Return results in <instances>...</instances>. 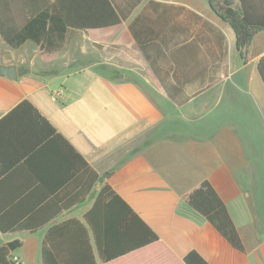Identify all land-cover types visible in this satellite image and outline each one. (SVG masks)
Here are the masks:
<instances>
[{
    "label": "crops",
    "instance_id": "0c3cea01",
    "mask_svg": "<svg viewBox=\"0 0 264 264\" xmlns=\"http://www.w3.org/2000/svg\"><path fill=\"white\" fill-rule=\"evenodd\" d=\"M110 2L119 25L70 31L54 54L32 41L12 48L0 35V66L17 69L16 78L0 74V119L30 100L100 175L87 193L93 172L53 137L46 160L25 167L28 175L0 178L29 184L26 197L37 183L53 190L35 208L48 218L41 227L0 228V264H185L193 250L209 264H264V84L257 69L264 28L240 47L223 0ZM230 7L240 12L238 1ZM205 180L226 203L245 253L187 205L186 194ZM105 183L159 240L124 251L133 245L128 235L144 228L133 218L126 234L113 236L107 216L128 220L129 212L118 199L97 202ZM5 193L13 205L20 200L12 189ZM83 195L82 203L55 208L54 198ZM3 198L0 192V218L13 211ZM91 210L96 233L85 218ZM98 225L109 233L97 235ZM16 239L23 246L10 250ZM100 248L114 257L106 261Z\"/></svg>",
    "mask_w": 264,
    "mask_h": 264
},
{
    "label": "trees",
    "instance_id": "16d2710c",
    "mask_svg": "<svg viewBox=\"0 0 264 264\" xmlns=\"http://www.w3.org/2000/svg\"><path fill=\"white\" fill-rule=\"evenodd\" d=\"M237 1L240 3V12L230 7ZM223 3L226 7L221 13L236 30L239 46L245 47L255 31L264 28V0H223ZM120 23L121 18L110 0H0V35L9 46L15 49L21 47L26 41H32L39 45L44 53L54 54L64 50L70 31L86 32L90 29L107 28ZM257 69L264 84V56L259 60ZM53 137L64 139L49 119L30 100L25 99L20 102L0 119V178L12 177L16 179L28 175L25 167L29 168L32 164L30 161L44 160L47 157L45 154L48 148H52L53 144L56 145ZM48 140H51V143L48 144ZM64 140L67 147L66 156L75 154L83 168L93 172L92 179L86 189L88 193L100 175L91 168L87 160L68 140ZM66 161L72 163V159H66ZM38 175L40 178L42 177L40 168ZM27 187L23 181H16L11 185L0 183V192L4 193L3 199L5 200L2 202L4 205H13L8 200L13 195L5 193L6 189H12L14 195L20 196V200L13 205L12 215L0 218L1 229L11 228L17 231L38 229L43 221L48 219L38 213L35 208H39L42 199L47 194H52L53 190L46 184L37 183L34 186V191L26 197L24 193ZM21 195L23 196L21 197ZM84 198L85 195L82 196V199L68 198L64 203L54 198L56 200L55 208L58 210L68 209L75 204L82 203ZM102 198H109V205L114 204L113 199L120 200L129 212L128 220L125 218L121 220L120 216L116 215H113L112 219L107 216L108 220H111V232L115 238H120L121 233L126 234V227L131 224L133 218L138 220L140 230L141 226L144 228L142 234L139 232V237L128 235L133 245L124 251H131L159 240L157 233L145 224L109 183H105L101 188L97 202L100 203L101 200L102 204ZM185 201L187 205L202 215L235 250L246 252L245 244L226 203L209 181H203L187 193ZM33 210L35 215L30 216L29 214V218H26V213ZM85 218L96 233V226L92 222L97 216L92 215L91 210L85 214ZM100 227L98 225L97 235L109 233L103 232ZM134 244L136 248H133ZM22 246L23 241L20 239L7 244L10 250H16ZM115 251L119 252L117 249L113 250V252ZM43 252L46 260L48 256L46 251ZM99 253L106 261L114 257L109 256V251L102 250V248L99 249ZM18 262L22 264L20 260ZM184 262L185 264H209L196 250L189 252L184 257Z\"/></svg>",
    "mask_w": 264,
    "mask_h": 264
},
{
    "label": "water",
    "instance_id": "95a60500",
    "mask_svg": "<svg viewBox=\"0 0 264 264\" xmlns=\"http://www.w3.org/2000/svg\"><path fill=\"white\" fill-rule=\"evenodd\" d=\"M0 74L7 75L11 78H16L17 77L16 66H9V67H1L0 66Z\"/></svg>",
    "mask_w": 264,
    "mask_h": 264
},
{
    "label": "rangeland",
    "instance_id": "374dc122",
    "mask_svg": "<svg viewBox=\"0 0 264 264\" xmlns=\"http://www.w3.org/2000/svg\"><path fill=\"white\" fill-rule=\"evenodd\" d=\"M22 252H24V250Z\"/></svg>",
    "mask_w": 264,
    "mask_h": 264
}]
</instances>
